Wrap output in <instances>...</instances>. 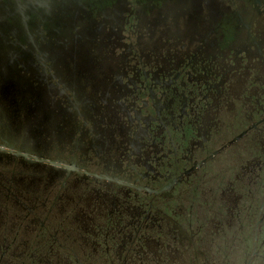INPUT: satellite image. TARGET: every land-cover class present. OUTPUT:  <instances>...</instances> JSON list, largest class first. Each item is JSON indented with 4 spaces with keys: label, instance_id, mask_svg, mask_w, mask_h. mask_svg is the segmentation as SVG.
<instances>
[{
    "label": "flooded vegetation",
    "instance_id": "flooded-vegetation-1",
    "mask_svg": "<svg viewBox=\"0 0 264 264\" xmlns=\"http://www.w3.org/2000/svg\"><path fill=\"white\" fill-rule=\"evenodd\" d=\"M0 133V264H264V0H0Z\"/></svg>",
    "mask_w": 264,
    "mask_h": 264
},
{
    "label": "rangeland",
    "instance_id": "rangeland-1",
    "mask_svg": "<svg viewBox=\"0 0 264 264\" xmlns=\"http://www.w3.org/2000/svg\"><path fill=\"white\" fill-rule=\"evenodd\" d=\"M3 131L6 130L3 128ZM2 134L0 133V136ZM14 138V137H13ZM1 141V140H0ZM14 147L19 143V140L16 138L13 140ZM6 151H0V180H6V178L27 180L29 178L34 179L36 174H39L37 167L34 165L26 164L19 161V158L8 156ZM1 199V198H0ZM5 201L0 200V204H4ZM51 205L50 201L47 203V207Z\"/></svg>",
    "mask_w": 264,
    "mask_h": 264
},
{
    "label": "water",
    "instance_id": "water-1",
    "mask_svg": "<svg viewBox=\"0 0 264 264\" xmlns=\"http://www.w3.org/2000/svg\"><path fill=\"white\" fill-rule=\"evenodd\" d=\"M0 149H3V146H0ZM10 151H11L14 155H16V156H18V155L25 156V155H26L24 152H21V151H19V150H17V151H12V150L10 149ZM50 162H51V163H55V162H53V161H50Z\"/></svg>",
    "mask_w": 264,
    "mask_h": 264
}]
</instances>
